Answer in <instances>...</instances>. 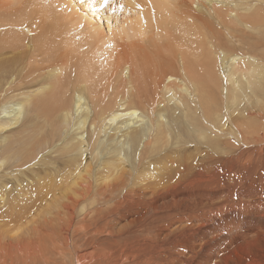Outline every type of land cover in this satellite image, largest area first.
I'll list each match as a JSON object with an SVG mask.
<instances>
[{
	"label": "bare ground",
	"instance_id": "6f19581e",
	"mask_svg": "<svg viewBox=\"0 0 264 264\" xmlns=\"http://www.w3.org/2000/svg\"><path fill=\"white\" fill-rule=\"evenodd\" d=\"M2 1L0 264H179L212 199L264 209V0Z\"/></svg>",
	"mask_w": 264,
	"mask_h": 264
},
{
	"label": "rangeland",
	"instance_id": "374dc122",
	"mask_svg": "<svg viewBox=\"0 0 264 264\" xmlns=\"http://www.w3.org/2000/svg\"><path fill=\"white\" fill-rule=\"evenodd\" d=\"M3 1L8 2L9 0H3ZM3 1H2V3H3ZM12 1H13L12 4H16V0L15 1L12 0ZM22 1L23 0H21V2ZM83 1L88 2L86 0H83ZM89 1H91V0H89ZM0 3H1V0H0ZM121 6H123V7H121ZM124 7H126V6H125V4L123 5L121 0H109L107 5H105L102 2L98 6H94L93 8H90L87 11L92 17H96V14H98V13L101 16L109 15L110 16L109 17V23L106 21L105 18H103V20L101 22V23H104V24H102L103 30L108 31L107 24L110 26L113 25L115 17H117L118 20L123 19L122 15L123 16L125 15ZM257 11H258V9H257ZM243 12L244 11L241 9V11L238 14L241 15ZM111 16H113V17H111ZM110 18H111V20H110ZM263 29H264V27L260 28V30H263ZM103 61L100 62L101 65L105 64V60H103ZM106 68L107 67H103L101 69V73H99V74L102 75L103 72L107 73L108 68L107 69ZM54 131L55 132L58 131V133H60L61 135H65V131L60 132L59 129L53 130L52 128H49L47 133L44 136H42L41 140L39 142L34 143L35 147L39 146V148H41V150L36 151L37 154L39 155V157H42V155H46L50 149H52L53 147L56 146V145H51L52 143L48 139L50 135H53L55 133ZM254 137H256V136H253L251 139L253 140ZM251 139L248 142H251L252 141ZM219 142L223 143L222 141H219ZM51 158H53V157L50 155L46 159H48L50 162H52ZM56 160H58V159H56ZM195 186H198V185L193 184V183L189 184V185L187 184L186 190L183 187L182 188L185 191L183 189H181V190H183L186 193H191V192H194L198 188V187H196V189H195ZM179 191L180 190H178V192ZM188 191H190V192H188ZM215 199L216 198L212 199V201L214 200L216 202L215 203L213 201L214 202L213 205L217 210H215V208H212L211 210L206 211V213L202 212V215H200L201 213H199L197 219H195L193 217H192L193 218L192 219L190 216H188L187 222L190 221L188 223L189 225H187V222H184L183 224L186 223V225L189 227L184 225V226H186V227L183 226L184 227L183 230L185 232L180 229L177 232V234L175 235L176 243H178L177 245L180 247V250L183 251V254L180 251L181 252L180 257L182 260L179 264H182V263L186 264V262H187V264H239V263H241L242 260H243L242 264H264V212H263L264 209H261V210L260 209L259 210L254 209L255 211L253 209H252L253 211L251 209H249L250 211L248 209H244L245 210L244 211V210H240L237 208H232L233 207L232 205L224 204V200H220L221 198H217L216 200ZM204 202H206V201H204ZM218 203H219V205L220 204L222 205L219 208L217 205ZM223 207L227 208V209H223ZM177 208H179V207H177ZM228 208H231V209H228ZM219 209L221 210L220 212H219ZM211 211H212V213H211ZM241 211H242V214H241ZM206 214L208 215L209 218L207 217ZM199 216H200V219H199ZM189 218H191V219H189ZM176 225H177V223L173 222V225L171 224V228L175 227ZM199 225H201V226H199ZM197 226H199V227H197ZM181 232H183V233H181ZM182 240L184 241V243L181 242ZM241 240L243 241V243ZM182 244H185V246H183V248H182ZM238 244L240 246H241V244H243V246L240 247ZM235 245H236V249L234 250ZM184 251L186 253H184ZM230 251H232V252H230ZM220 253L223 256L233 255L234 257L230 256L227 258V256H226V260H224V261L222 260V262H221V261H218V258H220ZM236 254H239V256H237ZM237 257L239 259H237ZM183 258L185 261L183 260ZM238 260L240 262H238ZM176 264H178V263H176Z\"/></svg>",
	"mask_w": 264,
	"mask_h": 264
},
{
	"label": "snow or ice",
	"instance_id": "6c2138e0",
	"mask_svg": "<svg viewBox=\"0 0 264 264\" xmlns=\"http://www.w3.org/2000/svg\"><path fill=\"white\" fill-rule=\"evenodd\" d=\"M108 2H109V0H103V3H104L105 5H107ZM121 7H123V6H121Z\"/></svg>",
	"mask_w": 264,
	"mask_h": 264
}]
</instances>
